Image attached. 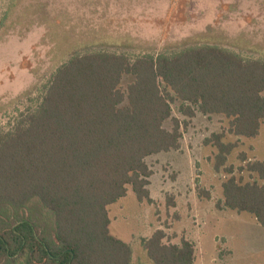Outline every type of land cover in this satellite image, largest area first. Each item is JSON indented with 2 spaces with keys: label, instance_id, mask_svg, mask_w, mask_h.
Wrapping results in <instances>:
<instances>
[{
  "label": "trees",
  "instance_id": "16d2710c",
  "mask_svg": "<svg viewBox=\"0 0 264 264\" xmlns=\"http://www.w3.org/2000/svg\"><path fill=\"white\" fill-rule=\"evenodd\" d=\"M125 76L134 79L124 89ZM176 99L188 118L197 109L227 120L203 141L216 151L214 171L231 175L223 206L264 228V184L234 176L264 182V162L240 153L245 165L235 169L228 163L239 145L225 142L256 138L264 125V61L217 46L136 57L93 52L59 66L39 104L0 129V264H132L131 246L110 233L108 207L129 188L139 203H153L146 159L179 150L188 126L172 119ZM165 239L157 230L142 242L152 264H194L193 242Z\"/></svg>",
  "mask_w": 264,
  "mask_h": 264
},
{
  "label": "rangeland",
  "instance_id": "374dc122",
  "mask_svg": "<svg viewBox=\"0 0 264 264\" xmlns=\"http://www.w3.org/2000/svg\"><path fill=\"white\" fill-rule=\"evenodd\" d=\"M198 46L264 61V0H0V129L35 108L56 69L75 55H174ZM133 79L125 76L123 88ZM182 106L172 103V119L188 122L181 148L146 159L153 203H139L129 188L108 207L111 235L131 246L132 264H152L142 242L157 230L165 242H193L194 264H264V228L223 206L222 184L231 175L214 171L216 151L203 145L227 120L197 109L188 118ZM164 127L171 130V119ZM225 142L239 145L228 163L235 169L245 165L240 153L264 162V125L256 138L227 135ZM234 176L264 184L247 172Z\"/></svg>",
  "mask_w": 264,
  "mask_h": 264
}]
</instances>
